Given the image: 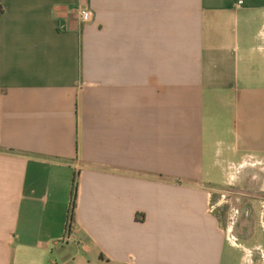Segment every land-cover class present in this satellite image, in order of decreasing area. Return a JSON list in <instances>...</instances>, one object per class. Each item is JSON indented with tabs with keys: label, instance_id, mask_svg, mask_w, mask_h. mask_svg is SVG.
I'll use <instances>...</instances> for the list:
<instances>
[{
	"label": "crops",
	"instance_id": "crops-1",
	"mask_svg": "<svg viewBox=\"0 0 264 264\" xmlns=\"http://www.w3.org/2000/svg\"><path fill=\"white\" fill-rule=\"evenodd\" d=\"M0 264H264V0H0Z\"/></svg>",
	"mask_w": 264,
	"mask_h": 264
},
{
	"label": "trees",
	"instance_id": "trees-1",
	"mask_svg": "<svg viewBox=\"0 0 264 264\" xmlns=\"http://www.w3.org/2000/svg\"><path fill=\"white\" fill-rule=\"evenodd\" d=\"M76 194H77V185H76V179H74L72 183V190H71V210L69 214L70 221L73 220V211L75 208Z\"/></svg>",
	"mask_w": 264,
	"mask_h": 264
},
{
	"label": "built area",
	"instance_id": "built-area-1",
	"mask_svg": "<svg viewBox=\"0 0 264 264\" xmlns=\"http://www.w3.org/2000/svg\"><path fill=\"white\" fill-rule=\"evenodd\" d=\"M77 13L82 21H88L92 17V12L87 8H79Z\"/></svg>",
	"mask_w": 264,
	"mask_h": 264
}]
</instances>
